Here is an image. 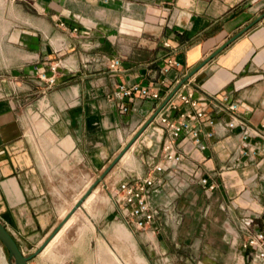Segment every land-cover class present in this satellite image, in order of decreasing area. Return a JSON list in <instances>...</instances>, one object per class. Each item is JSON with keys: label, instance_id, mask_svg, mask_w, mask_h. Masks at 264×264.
I'll list each match as a JSON object with an SVG mask.
<instances>
[{"label": "crops", "instance_id": "obj_1", "mask_svg": "<svg viewBox=\"0 0 264 264\" xmlns=\"http://www.w3.org/2000/svg\"><path fill=\"white\" fill-rule=\"evenodd\" d=\"M7 5L12 21L2 13ZM263 12L264 0H0V222L23 255L70 214L180 79ZM110 59L119 65L109 68ZM161 80L158 100L116 93L123 83L151 88ZM180 92H192L196 108L217 121L235 102L237 118L259 135L244 140L239 128H216L206 138L213 127L203 123L206 147L183 141L175 148L182 160L159 173L167 134L153 121L129 148L137 168L119 160L29 264H121L117 238L126 264H147L150 249L165 263L201 253L215 264L237 250L234 263L254 264L240 244L253 230L243 219L264 223V17ZM188 108L166 111L177 117ZM146 175L160 181L148 200L158 214L138 231L111 192L119 180Z\"/></svg>", "mask_w": 264, "mask_h": 264}, {"label": "built area", "instance_id": "obj_2", "mask_svg": "<svg viewBox=\"0 0 264 264\" xmlns=\"http://www.w3.org/2000/svg\"><path fill=\"white\" fill-rule=\"evenodd\" d=\"M104 1L106 2L107 0ZM59 25L62 26L63 24L59 22ZM107 63L109 68H115L119 65V59H110ZM169 63L175 66L178 65V62L175 60H169ZM51 68L55 70V66H51ZM167 70L168 68H165L163 72L165 73ZM39 78L44 80L49 86L54 81L53 76L48 77L44 72L39 75ZM162 80L151 88L138 83L131 85L123 83L118 85L116 93L123 98L129 97L131 93L139 91L144 96L149 95L151 100H158L161 98L159 90L164 82ZM175 96L177 100L175 101L174 97L170 99L166 103V106L152 120V122L156 121L159 123L167 134V139L164 140L161 148L162 161L161 163L154 164L156 172L162 173L168 168L176 166L182 160V155L175 148L179 147L183 141L190 140L199 150H203L206 147L203 136H201L203 123L213 127V130L210 129L205 132L204 136L206 138L213 137L216 128H218L221 134L239 128L238 133L244 140L252 135H259L257 131H251L244 121L237 118L235 112L238 107L235 102H231L227 106L229 117L223 119V121H217L203 109L196 108L198 101L193 97L192 92H176ZM180 104L188 105L189 108L181 111L177 117H170L166 110H179ZM126 109L127 107L124 106L123 110ZM192 109H195V112ZM260 149L264 151V147ZM243 153L246 152L243 151ZM254 153L256 152L253 151ZM199 179L201 184L207 183L206 178L200 177ZM157 182L160 181L148 175L140 178L128 176L126 179L119 180L112 189L111 196H113L115 203L120 204L126 211V222L138 231L148 230L152 226L155 216L158 214V210L152 209L148 202L150 194L156 190ZM212 187L213 185H210L208 189L211 190ZM242 221L246 229L252 227L253 230L247 234L246 238L241 242L240 247L247 251V258L250 262L264 264V226H261L251 217L245 218Z\"/></svg>", "mask_w": 264, "mask_h": 264}, {"label": "water", "instance_id": "obj_3", "mask_svg": "<svg viewBox=\"0 0 264 264\" xmlns=\"http://www.w3.org/2000/svg\"><path fill=\"white\" fill-rule=\"evenodd\" d=\"M264 17V12L260 16H258L255 20H253V23L249 24L245 28L241 29L233 37H231L229 40L224 42L219 48L214 50L210 55L207 56L206 59H204L202 62L198 64L192 70L189 74L185 75L182 79H180V82L167 94L166 98L158 107L156 110L152 113V115L143 123V125L138 129V131L131 137V139L125 144V146L118 152V154L115 156V158L111 161V163L107 166V169L105 170L104 174L97 178V180L83 193V197L77 201V203L72 207L70 210V214L66 216L63 220H61L60 223L56 225V228L44 239L42 244L31 254H28V256L23 255L21 252L17 242L12 238L6 227L3 226V224L0 222V241L4 245V247L7 250V254L9 255L8 262L9 264H29V261L36 257L43 249L44 247L51 241V239L56 235V233L60 230V228L63 226V224L69 219L70 215L74 212L76 208H78L84 200L88 197V195L92 192V190L97 186L99 181L102 179V177L111 171L113 166L121 159V157L125 154V151L129 149V147L138 139L139 135L152 123V120L160 113L162 108L166 106V103L172 99L175 95V93L180 89V87L188 81L189 77L194 74L198 69L203 67L206 63H208L209 60H211L213 57H215L218 53L221 52V50L226 47L228 44L233 42L235 38H237L240 34L245 32L249 27L257 22L258 20L262 19Z\"/></svg>", "mask_w": 264, "mask_h": 264}, {"label": "rangeland", "instance_id": "obj_4", "mask_svg": "<svg viewBox=\"0 0 264 264\" xmlns=\"http://www.w3.org/2000/svg\"><path fill=\"white\" fill-rule=\"evenodd\" d=\"M4 10H2V13L6 14V18L5 20H9V21H12V18H13V14H12V9L9 8V6L7 5V7H3ZM0 14L1 17H3V14ZM26 15L23 14V18L25 17ZM4 18V17H3ZM26 18V17H25ZM24 20V19H23ZM133 157V160H132V163L127 165V163H120L121 165H124L126 167H128L129 169H133L135 170L137 168V159L135 158L134 154L132 155ZM134 158H135V161H134ZM119 162V161H118ZM117 162V163H118ZM116 163V164H117ZM134 164V166H132ZM126 220V218H125ZM264 226V225H263ZM134 240H135V243L139 240L138 238H136L135 236H133ZM118 242H117V246H116V251L118 252V256L120 258V263L121 264H126L125 260L127 258V249H126V245L124 243V241L118 239ZM244 240V239H243ZM140 243V242H139ZM205 243V242H204ZM241 246V245H240ZM237 248V247H236ZM108 252H109V249H107ZM112 251V252H111ZM110 253H113L116 254L117 252L115 251V248L113 247V249H111ZM149 251H151L150 253V256L146 259L147 261V264H175L176 261L175 260H172L170 263H165L162 259H160V255L155 251H153L152 249H150ZM137 252L140 256H143V253L141 252L140 248L138 247V244H137ZM55 253H58L59 255H61L63 253V250L60 249V250H57ZM239 251L237 250H232V252L227 256H224L223 258L221 257L220 259V262L217 261V263L215 264H233L236 258L237 255H239ZM246 255H247V251L246 253L244 254V260L246 261ZM95 256H97V254H95ZM99 258H101L100 256V253L98 254ZM204 257H208L207 259L210 261V259H212L210 256H207V255H201V253L198 255V257H193V259H189V261L185 264H204V260H206V258ZM231 260H229L230 258ZM4 258H6V260L8 261V258H9V255L7 254V250L6 248L4 247V245L2 244V242L0 241V264H5L4 263ZM216 261V260H215ZM246 263V262H245ZM236 264V263H234ZM248 264V263H246Z\"/></svg>", "mask_w": 264, "mask_h": 264}, {"label": "bare ground", "instance_id": "obj_5", "mask_svg": "<svg viewBox=\"0 0 264 264\" xmlns=\"http://www.w3.org/2000/svg\"><path fill=\"white\" fill-rule=\"evenodd\" d=\"M132 160H133L132 153L128 149V150L125 151V154L121 157L120 162H122V163H125V162L132 163ZM134 247H135V245H134ZM4 263L5 264H9V262L6 260V258H4Z\"/></svg>", "mask_w": 264, "mask_h": 264}]
</instances>
